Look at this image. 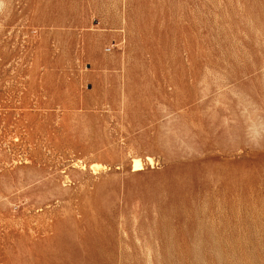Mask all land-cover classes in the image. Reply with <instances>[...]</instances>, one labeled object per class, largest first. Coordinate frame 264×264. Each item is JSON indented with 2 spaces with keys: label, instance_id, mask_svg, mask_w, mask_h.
Returning <instances> with one entry per match:
<instances>
[{
  "label": "rangeland",
  "instance_id": "374dc122",
  "mask_svg": "<svg viewBox=\"0 0 264 264\" xmlns=\"http://www.w3.org/2000/svg\"><path fill=\"white\" fill-rule=\"evenodd\" d=\"M0 264H264V0H0Z\"/></svg>",
  "mask_w": 264,
  "mask_h": 264
},
{
  "label": "bare ground",
  "instance_id": "6f19581e",
  "mask_svg": "<svg viewBox=\"0 0 264 264\" xmlns=\"http://www.w3.org/2000/svg\"><path fill=\"white\" fill-rule=\"evenodd\" d=\"M136 168H140V165H137Z\"/></svg>",
  "mask_w": 264,
  "mask_h": 264
}]
</instances>
